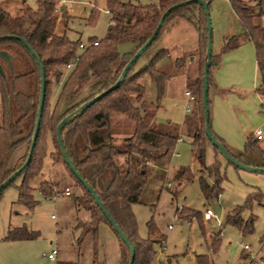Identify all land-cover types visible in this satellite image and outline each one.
Listing matches in <instances>:
<instances>
[{
  "label": "trees",
  "instance_id": "16d2710c",
  "mask_svg": "<svg viewBox=\"0 0 264 264\" xmlns=\"http://www.w3.org/2000/svg\"><path fill=\"white\" fill-rule=\"evenodd\" d=\"M35 1V9L30 8L23 1L20 5L21 14L18 16H13L0 7V36H17L26 41L41 61L46 84L42 119L31 161L9 186L19 181L20 183L16 186L17 203L29 209L34 207L36 202L33 200L32 183L41 169L42 155L47 146L46 137L51 135L55 149L52 155L53 164L62 165L74 181L75 187L80 189V193L70 191L69 197L73 198L78 210L81 209L89 215L88 220L77 222L76 228L80 230V234L76 244L81 247L86 239L90 240L92 246L90 264H105L96 258L98 230L102 223L108 225L109 223L65 163L57 143L56 127L62 119L73 114L82 104L111 87L134 53L155 31L163 12L170 6L186 0H150V3L146 5L106 0V12L110 15L106 35L101 41H90L91 43L82 50L79 48V42H72L66 34L55 32L58 20L57 0ZM206 1L209 2L210 9L212 0ZM227 1L241 24L242 40L252 43L255 49L257 71L260 77L257 92L264 96V24L262 22L264 0ZM174 18L183 19L195 28L203 68L207 47L206 18L203 8L197 4H189L173 10L165 18L157 38L148 50L159 40L165 26ZM94 42H97L96 46L93 45ZM240 42L239 39H235L232 47H238ZM128 43L133 45L132 51L120 54L119 46ZM232 47L226 46L225 50ZM0 52H5L11 57L10 66L0 58V66L3 69V76L0 73L1 184L23 165L29 153L37 117L41 82L40 69L36 60L21 42L13 39L1 40ZM165 54V49L159 50L138 71L135 70L136 62L116 90L104 96L81 115L76 116L61 131L63 146L73 166L94 189L107 212L131 243L134 250L133 264H152L155 252L153 241L141 240L137 235L136 221L130 209L132 205L140 203L141 194L152 172L161 170L163 176L170 173V160L175 147L173 142L179 138L174 133L154 129L148 124L144 115L147 103L144 101L145 89L140 80L143 76H147L156 85L158 100L152 103L156 111L160 107L159 100L167 80L166 74L158 68V63ZM20 61L24 64L22 68L19 67ZM216 63L217 59H214L212 55L209 87L213 83L211 68L216 66ZM70 64L73 66L62 84L55 106L50 109V106H47L48 85L52 81L58 84L64 76L62 69L67 70ZM30 78H34L35 81L32 90L28 82ZM202 83L203 72L201 81L189 82L188 86L195 89L196 93L198 90L199 96L197 98L190 92L196 100L193 112L185 117L183 126L186 134L191 138L192 153L199 174L204 173L206 178L212 179L209 183L205 177H199L201 193L205 201L209 203L221 195L225 176L222 173V164L217 157L221 155L211 145L204 131ZM83 91L86 93L81 96ZM134 102L139 103V106H136ZM114 114L123 116L133 124L132 133L125 137L120 145L116 143L112 128ZM209 123L211 127L210 117ZM213 135L225 147L221 139L214 133ZM208 144L215 155L210 165L206 164ZM225 149L239 163L264 169V150L254 137L247 138L243 151L231 153L226 147ZM225 162L239 170L231 163ZM171 180L180 188L193 180V174L187 167H178L171 172ZM58 184V182L40 183L38 191L44 199L65 196V190L70 188L61 191ZM176 194V191L172 192V197L175 198ZM253 205L264 206V193L251 192L246 196L243 206L234 207L226 212L220 230L210 238L212 249L218 248L221 240L220 232L226 225L237 228L244 235L252 233L256 218L253 214L246 218L243 215L245 209H251ZM175 214H179L178 210ZM194 220L201 225L202 229L200 211L194 212ZM38 236L39 233L36 231L19 227L8 230L3 241L35 240ZM118 244L126 252V264H128L129 251L119 238ZM197 263L210 264L207 256H198ZM58 264L79 263L75 261Z\"/></svg>",
  "mask_w": 264,
  "mask_h": 264
},
{
  "label": "rangeland",
  "instance_id": "374dc122",
  "mask_svg": "<svg viewBox=\"0 0 264 264\" xmlns=\"http://www.w3.org/2000/svg\"><path fill=\"white\" fill-rule=\"evenodd\" d=\"M25 2L32 9L36 8L35 0H0V7L13 16L21 14L20 5ZM133 4L146 5L150 0H120ZM65 7V10H62ZM56 14L58 20L55 32L66 34L72 42L88 46L92 40L101 41L106 35L110 15L106 12V0H57ZM212 24V55L217 59L216 66L211 68V80L208 91L209 115L213 133L221 139L229 152L243 151L247 138L254 137L260 130L263 136L258 141L264 150V96L257 92L260 77L257 71L255 49L249 41L242 40L241 24L232 12L227 0H212L210 4ZM264 24V14L262 16ZM172 30V31H169ZM235 39L240 45L233 48ZM226 46H231L225 50ZM133 45H120V54L132 51ZM165 49V57L158 63V68L166 74L160 107L154 111L158 100L156 85L147 76L140 83L145 89L144 101L147 103L144 113L148 124L161 132L178 135L170 160V173L163 176L161 170H155L149 176L141 194L140 203L132 205L130 212L136 221L137 235L141 240L154 242L155 256L152 264H198V256H207L210 264H241L247 252L243 246L256 256L264 257V206L253 205L245 209L244 217L255 216L253 231L242 234L235 227L226 225L220 232V244L212 249L210 238L220 230L214 220H205V209H211L224 221L228 210L243 206L249 189L264 193V175L237 170L228 165L220 156L222 173L225 180L223 191L218 199L207 203L201 193L197 164L192 153L191 138L183 127L184 119L190 116L194 102L185 93L191 92L197 98L195 89L189 82L202 80V55L198 51V34L195 28L180 18L172 19L163 29L159 40L143 55L136 65L138 71L159 50ZM23 61L19 67H23ZM21 67V68H22ZM68 70V71H67ZM62 69L64 76L56 84L52 81L47 90V106H55L57 96L66 79L69 69ZM30 89H34V78L28 80ZM201 90V89H200ZM86 91H83V96ZM136 106L139 103L134 102ZM190 112L186 113V109ZM112 128L116 143L122 144L125 137L133 130V124L121 115H112ZM46 151L42 155L41 169L32 183L34 207L29 209L17 203L18 193L16 181L7 187L0 196V254L5 264H58L62 262H78L90 264L91 241L86 239L79 247L77 239L80 230L76 228L80 220H88L89 215L78 210L73 198L57 196L44 199L38 191L40 183H59L61 191L70 188L71 193H80L74 181L69 177L62 165L53 164L55 153L54 140L51 135L46 137ZM208 154L206 161L212 159ZM178 167H187L193 174V180L177 187L171 180V172ZM209 183L212 179L206 178ZM176 191L175 198L172 192ZM178 210L179 214H175ZM200 211L203 226L194 220V212ZM25 227L39 233L35 240L22 241L19 244L3 241L8 230ZM97 260L105 264H126V252L119 246L118 238L111 227L102 223L98 230ZM57 248L58 256L49 261L43 254ZM49 253V252H48ZM250 255V254H249ZM0 264H3L0 262ZM264 264V263H263Z\"/></svg>",
  "mask_w": 264,
  "mask_h": 264
},
{
  "label": "water",
  "instance_id": "95a60500",
  "mask_svg": "<svg viewBox=\"0 0 264 264\" xmlns=\"http://www.w3.org/2000/svg\"><path fill=\"white\" fill-rule=\"evenodd\" d=\"M189 4H197L201 6L204 10V15L206 18V29H207V47H206V53H205V61H204V67H203V83H202V108L204 111V131L205 135L208 138L209 142L213 147H215L221 157L231 163L234 167L238 168L239 170L248 172V173H257V174H263L264 175V169L263 168H256V167H249L245 166L241 163H239L237 160H235L225 149V147L216 139V137L213 135L209 123V100H208V91H209V84H208V78H209V70L211 67V59H212V24H211V18L209 13V2L206 0H186L179 2L177 4H174L170 6L168 9H166L163 14L160 17V20L158 22V25L155 29V31L152 33L150 38L134 53L132 58L129 60V62L125 65L123 68L119 78L117 81L109 87L107 90L101 92L100 94L96 95L93 99L85 102L82 104L73 114L66 116L64 119H62L59 124L56 127V139L58 146L60 148L61 154L65 160V163L69 167L70 171L73 173L75 178L83 185V187L87 190V192L90 194L91 198L93 199L95 205L98 207V209L101 211L109 225L111 226L112 230L116 233L118 238L124 243L126 248L129 251V261L128 264L134 263V250L131 245V243L126 238L125 234L121 231L119 226L116 224V222L113 220V218L110 216V214L105 209L104 205L99 200L97 194L95 193L94 189L81 177L80 173L75 169L73 166L71 160L69 159L67 152L63 146V140L61 136V131L63 127L71 122L76 116L81 115L85 110L90 108L92 105H94L96 102H98L100 99H102L104 96L109 94L110 92L116 90L125 80L127 73L131 70L132 66L138 61V59L148 50V48L152 45V43L157 38V35L161 29V27L164 24L165 18L175 9H178L179 7L186 6ZM62 10H65V7H62ZM4 39H13L21 42V44L31 53V55L35 58L36 63L40 69V95H39V104H38V110H37V117L34 125V130L31 138V145L29 153L26 157L25 162L23 165L14 173H12L6 180H4L0 184V194L1 192L6 189L23 171L24 169L29 165L33 153V149L36 144L37 136L39 133L40 123L42 119V112L44 107V101H45V73L43 70V67L41 65L40 59L36 56L35 52L29 47V45L26 43L25 40L22 38H19L17 36H0V41ZM0 58L4 60L7 65H11V57L5 53L0 52ZM0 73L3 76V69L0 66Z\"/></svg>",
  "mask_w": 264,
  "mask_h": 264
},
{
  "label": "built area",
  "instance_id": "2783aa9c",
  "mask_svg": "<svg viewBox=\"0 0 264 264\" xmlns=\"http://www.w3.org/2000/svg\"><path fill=\"white\" fill-rule=\"evenodd\" d=\"M93 45H97V42H94ZM86 47L85 44L83 43H80L79 45V48L82 50ZM73 66V64H70L67 66V69H71ZM186 96L189 97V100L190 101H195V97L190 93V92H186L185 93ZM190 112V108H187L186 109V113H189ZM254 138L258 141H261L263 139V136H262V133L260 130H256L254 132ZM178 141H181V138H178L176 141L173 142V145L175 146L176 143ZM173 155V154H172ZM64 195L65 196H69L70 195V190L69 189H66L65 192H64ZM203 216H204V219L205 220H214L218 227L220 228L221 227V221L220 219L217 217V215L209 208L205 209L204 213H203ZM243 250L244 251H249V246L245 245L243 246ZM57 255V250L56 249H53L51 250L49 253L47 254H43V258L47 259V260H53ZM247 264H263V262H261L260 260H258L254 255L250 254L248 255L247 257Z\"/></svg>",
  "mask_w": 264,
  "mask_h": 264
},
{
  "label": "crops",
  "instance_id": "0c3cea01",
  "mask_svg": "<svg viewBox=\"0 0 264 264\" xmlns=\"http://www.w3.org/2000/svg\"><path fill=\"white\" fill-rule=\"evenodd\" d=\"M233 12V11H232ZM234 13V12H233ZM169 31H172V30H169ZM213 84H214V82H213ZM195 97V96H194ZM195 100H196V98H195ZM194 103H195V101H194ZM184 127V126H183ZM212 129V128H211ZM208 154H210L209 156H211L212 157V159H211V161L209 162V163H207V161H206V164L207 165H210L212 162H213V160L215 159V155H214V152H213V149H212V147L208 144L207 146H206V156L208 155ZM219 161H220V159H219ZM223 164V163H222ZM254 191H256V189L255 188H253V189H249L248 190V192L245 194V195H248L249 193H251V192H254ZM225 216V215H224ZM20 242H22V241H16V242H11V244H19ZM53 249H56L57 250V248H54V247H52L48 252H50L51 250H53ZM47 252V253H48ZM243 252H247V254H246V258L245 259H242L241 258V264H247V257H248V255L249 254H252L251 252H250V250L249 251H244L243 250ZM45 254V253H44ZM252 255H254V254H252ZM58 256V250H57V255H56V257ZM258 260H260L261 262H263L264 263V257L263 256H256V254L254 255ZM55 257V258H56ZM54 258V259H55ZM53 259V260H54ZM49 261H52V260H49ZM103 261V260H102ZM0 262L1 263H3V264H5L6 262H5V259H3L2 258V254H0ZM59 262H62V261H59ZM58 262V263H59ZM68 262H70V261H68ZM104 262V261H103Z\"/></svg>",
  "mask_w": 264,
  "mask_h": 264
}]
</instances>
